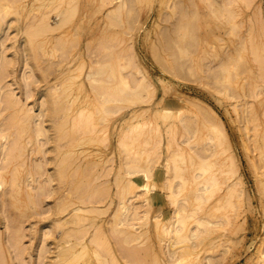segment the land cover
Here are the masks:
<instances>
[{
    "label": "rangeland",
    "instance_id": "obj_1",
    "mask_svg": "<svg viewBox=\"0 0 264 264\" xmlns=\"http://www.w3.org/2000/svg\"><path fill=\"white\" fill-rule=\"evenodd\" d=\"M114 1L115 0H0V17L2 18L6 15V17L3 18L4 20L1 26L0 46H2V42L3 45L5 43L7 44L0 48L3 50L7 49V51H5V56L8 55L6 57L4 56V59L7 62L9 60V65L12 64L10 68L12 66V69L16 71L14 72L11 69L6 73L4 70L8 75L7 79L10 80V83L6 82L9 80H5V83L9 84L8 90L11 91L10 87L18 88L16 84H13L18 74L17 80L22 78V76L28 78L29 76H27V74H30L31 69H34V72H31L32 75L34 76L36 73L39 75V81L37 84H34L35 86L37 85L35 89L37 91H35L36 94L34 99L32 97L30 100H27L28 103H26V100L24 101V104H27L26 107H32V113H34L32 115H37V113L42 114L41 111H44L43 114H45L48 110L53 113L51 105L54 107L56 102H54V99L51 100L49 95L45 97V95L42 94L41 96V93H45V88L51 90L50 87H54L55 85L59 86L58 90L63 88L61 91H57L58 93H55L56 95L54 94L55 101L60 97L58 103H61H56V107H60V111L56 110L59 109V107H55L56 111L63 113L62 111L65 112L70 109L69 104L72 103L71 109H73L74 115H72L71 112V117L67 116L70 120L81 114L83 108H87V110L84 111L86 116L87 112L90 113L93 111V113L91 112L92 114H89L92 115L90 116L91 118L88 115L90 118L89 120H92L89 124L92 133L83 130L85 129L82 128L85 121L84 118L82 119L84 120L82 122L83 124H79L81 120H79L77 124H73L77 128L75 126V128L70 127L73 122L69 119L67 120L65 116H62L64 113L61 115L58 112V116H55V114L53 116L48 112L47 114H49V117L45 114V120H43V122L46 121L45 123L47 125L42 123V126H44L43 129L48 128L47 130L51 131L50 133L46 130L45 133H49L48 135L54 139L57 137V139H59L60 134L58 131L60 132V130L63 129L62 127L65 125L64 122H66V120L69 121L68 125L66 124L64 128L68 129L69 126L71 131L74 132H71V134L65 136V138L64 135H62L63 139L61 138V143L59 142L60 145L63 146L70 141L74 144V150L78 152V154L80 152L79 160L76 157L78 160L76 162L78 164L81 163L84 158L85 160L83 162H96L97 165L100 162V165L104 163L102 164L104 166H101L102 168L106 167V169L103 170L104 173L106 172V176L105 174V177L103 174H99V178L100 176L102 177V179H99L101 182L98 179H93L91 183H85L84 178L81 179V182L85 184L80 183L82 184L80 186H86V188L87 184H92L94 181L95 184L99 182L97 185L93 183L92 186H95V188H99L98 186H100L101 183V186H103V182H106V185L103 187L100 186V193L96 194L97 192H95L97 196L101 194V196H98V199L96 198L97 196L95 197L97 200L92 197L94 193L88 196L89 200L91 198L94 203L96 202V205L87 202L86 200L88 198H86L84 203L85 205L89 204V207L85 205L82 206L86 209L93 208L95 211L101 209L100 211L102 214L96 213L97 216L96 214L88 213L92 216L90 217L86 213H80L81 216H89H85V218H87V223L84 221L82 222V224L84 223L83 225L80 223L81 226H83L82 228L86 231L88 230V234L91 237L94 231L97 230L96 227H99L100 224L105 230H110V227L107 225L111 226V221H113V219H115L114 221H123L130 218V221L127 220L126 222L132 223L131 221L137 217L132 224L136 223L138 230L139 225H144L143 228L139 230L144 233L140 236L141 239H139L138 243L133 242L127 245L124 244V247H122L121 244L122 248H120V251L122 255L119 253V246L117 245L120 237H118V239L115 234L111 233L112 236L114 235L116 236L115 238L118 239L116 242L110 232H107L109 233L107 234L108 237L106 234L104 235L105 238L103 236L104 239L107 238V243L111 244L114 250L116 249L117 252L115 255L120 254L118 260L119 264H128V258H131L128 254L131 256V248L138 246L137 244H139L137 249L139 252L138 255L141 253L143 257L140 255L138 257V255H136L139 261L136 260L137 257H135L136 262L134 264H138L137 262L143 264L141 261H144V259L146 261L145 264H264V255H261L264 249V77L262 76L264 74V68L259 67L260 63L257 62V64H255L252 61L253 57H251L252 54L250 53L251 51H249L250 46H253V44L256 46L257 44L260 45V43H263L264 45V34H262L264 33V0H125L126 4L123 0L126 7L123 4L124 7H118L115 3L116 1ZM248 1L249 3H247ZM224 7L226 9H224ZM118 8H121V11L118 10ZM222 9L223 11H221ZM113 10H117L118 12ZM111 11L115 13L114 15L112 14L113 16L109 13ZM60 13L64 14L62 15L64 16V22H62L63 24L61 25L63 29L59 28L60 31L56 29L54 32L49 33L45 31L40 32V29L35 27L37 24V26L40 25L39 20L41 21L40 17H44L43 15H45V17L49 15L50 18H48V16L46 17L47 22L48 19H51V21L55 23L58 19L56 15L59 14L60 16ZM105 15L106 17L111 16L107 18L108 21L107 19L105 21ZM65 17L68 19L66 20ZM60 19L63 20L62 18ZM51 21L49 20V23L52 24ZM58 22H60V20ZM10 36L12 38H10ZM168 39L171 41L169 42ZM103 40L104 43L102 42ZM165 40H167V42ZM169 48L170 50L168 51ZM117 56H120V58ZM223 56L229 57L226 59L225 57L223 58ZM175 58H178L177 61ZM117 59L119 60L117 61ZM229 59L231 61H229ZM22 60L24 61L23 65ZM26 62L27 65L25 64ZM175 63L177 65H175ZM24 65L31 68L27 69L28 71L26 74L25 69L27 67L25 68ZM19 67L22 68V71ZM10 68L8 66V69ZM35 71L37 72L35 73ZM10 72L14 73L10 75ZM20 72H24V75L21 73V76ZM91 73H95V75L91 76ZM14 74L16 76L15 80L12 78ZM117 75L121 76L122 82L115 78ZM10 76L11 78H9ZM33 76H31V80L29 81H32V78L34 79L36 75ZM68 77L71 78L66 82ZM90 77L96 83L91 82L92 80ZM94 77L95 79H93ZM48 79L49 81L47 82ZM19 81L17 82L21 84L22 80ZM33 81L36 82V80ZM102 81H104L105 84L102 83ZM52 83L54 86H52ZM34 85L31 88L32 90L35 88ZM63 86H65V88ZM13 88V94L10 92L11 95H14V92H16V96L20 97V89L14 90ZM48 90H46V93H48ZM50 93H52V91ZM96 93L99 97H97ZM65 94H67L66 96L69 94L71 100L69 97H64ZM104 94L111 97L110 104L100 102ZM51 95L52 94H50V96ZM3 96H5V94ZM3 96L1 98H3ZM86 97L89 100L86 99ZM181 97L182 99H180ZM64 99H68V105L65 103L67 100ZM149 99L150 101L152 100L153 105L150 103ZM189 99L190 102L193 100V102H197V104L199 101L201 103L199 105H202L204 110L201 108V113L198 112L199 110L189 111L190 113L185 112V114L183 112V115L182 111L184 106L190 103L187 102ZM84 100L85 102L88 100L86 104L83 103ZM41 101H46L42 103L46 108L40 111V109H43L41 107L43 106L41 105ZM50 101H53L54 104L48 105ZM140 101H142L143 104ZM135 102L137 104H135ZM145 102L149 104H145ZM102 104L103 106L106 105V107H101ZM81 105L84 107L80 108L82 107ZM137 105L139 107H137ZM141 107H150L151 111L141 114L136 120L130 122V118L133 117L131 115H133L135 109ZM30 108L28 109L31 110ZM61 109L63 110L61 111ZM169 109L171 110L168 111ZM185 110L187 109H184V111ZM179 111L181 112L179 113ZM170 113L171 115L167 116V114ZM50 114L52 116H50ZM82 114L81 118L84 116V113ZM180 116L182 117L180 118ZM48 118L52 120L51 122H53V120H57L56 122L60 124L62 122L63 125L60 126L61 129L53 132L52 130H54L57 125L59 128V124L51 125V122H49L50 119ZM178 118L180 119L179 121ZM181 119L185 121L181 122ZM207 119H209L208 121L210 124H214L215 126H213L218 131L219 129L222 130L223 133L217 131L218 134L215 136L217 132H211L212 130L210 131L208 129L207 123L205 122ZM202 121L206 123H204V126H202ZM214 122H216L218 126L220 125V128L217 127ZM192 125H194V127ZM60 133L63 132L61 131ZM188 137L191 138L189 139ZM12 141H14V139ZM77 143L79 145H77ZM29 146L30 145H28V148ZM54 146L56 145L54 142H51V140L48 142L47 146L44 145L43 150L47 151V159L48 157L50 158V156L52 158L53 150L51 149H53ZM85 152L87 153L86 156ZM179 156L181 158H178ZM201 159L205 161L203 162ZM0 160L2 162L3 156ZM166 160L168 162H166ZM169 160H172V163ZM200 160L202 163H199ZM47 161L48 165L46 164V169L43 167L44 171L42 170L40 173L42 174L45 172L46 174L47 171L49 174L51 173V175H54L52 169L55 168V166L53 167V162L51 163L50 160ZM230 163H232V165ZM200 164H205L203 167L206 169H201ZM100 165L96 167V170H98H95L97 173H95L96 176L99 172H102V170H100ZM168 168H170V170ZM53 170L56 171V169ZM203 170L206 174H204ZM45 174H42L43 177ZM129 174L133 175L130 176ZM121 175L124 178L130 176L127 179L135 178L134 181L138 184H146L147 182L148 188L146 194L149 193L147 196H149L148 198L151 199V202L139 203V198L137 200H132L133 197H130V195H123L121 198L118 195L119 188L117 187L119 186L121 188L122 183L116 184L117 181L115 180L117 176L119 177ZM78 176L79 175L75 176V178H78ZM196 177H198L197 179L203 178H201L202 180L199 179L200 183L196 186L199 189L204 185L202 181L204 182L206 177H211L213 179V181H208L206 183L207 185H211L212 183L216 184V187L214 186L212 188V200L210 199V202L206 203L203 208L198 204L191 205L189 201L185 200V194L188 192V185H190L192 180L196 179ZM52 178L54 179L55 177ZM55 181L56 180H52L54 184L51 182L52 187L49 186L52 188L51 190L58 185L56 183L57 181ZM76 181L78 182L77 179ZM235 182L239 185H236L237 188L235 187ZM170 184L173 188H171L172 186ZM232 184H234V186ZM231 185L236 188V191L232 190L233 187L232 189L229 188ZM45 187L43 194L45 193L46 195V191L48 193L50 189H48V185ZM82 187L80 189L81 191L77 192L80 195L82 194L80 197L85 195L82 191L86 192V188L83 187V189ZM91 187L89 190H92ZM88 188L86 190H88ZM182 188H184V190ZM180 192L181 194H179ZM77 193L75 192V194ZM143 193H145V191ZM115 194L118 195V197ZM77 195L74 196L76 200L78 199V197L75 198ZM50 196H47V200H45V196H42L45 201L42 200L41 195L39 197L41 199H39L40 204L38 205L41 210L38 211H43L44 213H42V216L38 214L34 216H38L40 220L36 219L37 217L33 218V216L26 219L25 213L19 214L22 210L18 211L15 209L18 208L17 205L14 204L12 206L11 204L9 207L7 203H5L3 207L6 208L8 206L9 209L12 208L8 213V215H10V213L12 214V217L9 216L10 218L8 219L11 228L13 224H21L23 221L21 226L23 227L22 229L26 228V230L24 229L26 232L23 231L25 233H30L32 228L36 226L41 228L43 225H49L51 227L55 224L53 222H55V218L58 217L51 216L53 215L52 211L51 213L48 211L54 210L56 203H58V198L61 199V195L57 197L56 194L52 197ZM121 200L124 203L120 202ZM129 200L132 202L130 203ZM213 201L216 202V206L213 207L215 210H210L208 214L204 213L206 207ZM110 202L113 203L111 206H109ZM77 204L79 203H76L73 207L82 205ZM123 204H125L124 207H126V210L123 208ZM105 208L108 209L106 210ZM30 209L31 208L28 207V210ZM177 210L182 213L180 214L178 212L182 215L181 217H179V215L175 217L177 214L174 215V213H176ZM133 213H135V217L131 216ZM22 214H24V216ZM43 214L45 215L43 216ZM190 214L191 216H189ZM95 215L97 217H95ZM192 216L193 218H191ZM43 217H48L49 219H44ZM185 217L187 219L190 217L194 221L196 218L201 217L202 220L205 221L206 230L205 226H202L204 222L197 225V222L189 220L188 230L186 231L187 235H185V237H178L180 239V241H178V238L174 235L168 234V229L175 228L178 223H176V221L179 218V224L183 223L181 218H183L184 222L187 221ZM137 219L139 220L137 221ZM102 220H104L103 223ZM107 220L109 221L107 222ZM158 220L161 221V224L156 228V221ZM109 222L110 224H108ZM171 222L176 223V225L171 224ZM206 222L209 224H206ZM194 223H196V225H194ZM123 225L120 226L121 229H124ZM182 225H179L180 228L184 226ZM17 226H14L13 230H15ZM53 228L56 229L55 226ZM58 231V236L56 233L53 234L52 237L54 239L50 236L46 238L47 242L51 244L50 247H53L50 248L52 251H49L51 254L49 253L48 255L47 252L46 255L41 256L42 260H44L45 256L47 257V260H44V264H51V261L52 264H54V260L59 258L56 255L57 253L53 251L55 244H52L60 238L59 235L62 230L59 229ZM204 231L205 233H203ZM180 232L181 234L184 233L183 230ZM198 232L201 234L196 238L195 235ZM0 233H3L5 236L4 222L0 225ZM192 233H194L193 236ZM89 235L87 237H89ZM37 236V239H34V241H29V239L31 240L29 236V239L27 237L23 238L22 243L24 245L21 244L22 247L32 246L30 255L33 257L31 259L29 255H27L28 251H26V254L24 253L25 256L23 255L25 264H28L29 260L32 261H30L29 264H38L41 260L39 258L40 255H42L41 251L40 255L38 254L42 244L40 240H38L39 236ZM120 236L123 237L122 235ZM190 236H192L193 239ZM122 239H124V237ZM104 243L106 244V241ZM172 244L173 246H171ZM94 246L93 249L99 252L97 254V256H99H95L92 251V253H88L87 257H82V262L80 261L79 264H106L107 261H111H109V255H106L107 252L102 249L104 246L106 248V245L102 246L101 250L100 248L95 249L97 246ZM90 248H92V246H90ZM258 248L261 250L258 251ZM128 250L130 253H128ZM147 252L150 253L148 254ZM187 252L191 254L185 256ZM256 252H259V254ZM102 253H105L104 256ZM146 253L150 255V257H147ZM144 254H146L147 259ZM34 257L38 258L36 259L37 262L34 261ZM141 257L143 258L142 260L140 259ZM42 260L41 262H43ZM59 260L62 261V259ZM77 260L78 258L75 261L72 259L70 264H78ZM13 262V264H18L16 263L18 260H14ZM41 262L39 264H43ZM108 262L107 264H109Z\"/></svg>",
    "mask_w": 264,
    "mask_h": 264
},
{
    "label": "bare ground",
    "instance_id": "obj_2",
    "mask_svg": "<svg viewBox=\"0 0 264 264\" xmlns=\"http://www.w3.org/2000/svg\"><path fill=\"white\" fill-rule=\"evenodd\" d=\"M13 1V0H12ZM116 1V2H115ZM114 2L117 4V6L118 7H124L125 5H124V3H123V0H115ZM121 1V2H120ZM124 2H125V0H124ZM202 2V1H201ZM10 3V2H9ZM38 3H39V1H38ZM112 3H113V1H112ZM178 3H180V2H178ZM247 3H249V1L247 2ZM124 6H123V5ZM125 4H126V2H125ZM177 4V3H176ZM235 4V3H234ZM110 5V4H109ZM174 5V4H173ZM193 5V4H192ZM223 5V4H222ZM180 6H181V4H180ZM1 7V6H0ZM5 7V6H4ZM126 7V6H125ZM223 7V6H222ZM60 8V7H59ZM121 8H118V10H120ZM178 9V8H177ZM181 9H183V8H181ZM224 9H226L225 7H224ZM228 9V8H227ZM179 10H180V8H179ZM231 10V9H230ZM4 11V10H3ZM2 11V12H3ZM102 11V10H101ZM113 11H117V10H113ZM113 11H111V12H109V13H111L110 15L111 16H113L115 13L113 12ZM121 11V10H120ZM119 11V12H120ZM187 11V10H186ZM221 11H223V9L221 10ZM51 12V11H50ZM118 12V11H117ZM1 13V12H0ZM4 13V12H3ZM53 13V12H52ZM183 13V12H182ZM181 13V14H182ZM45 14H47V13H45ZM113 14V15H112ZM231 14H233V13H231ZM4 15V14H3ZM62 15H64L63 13L61 14L60 13V16H59V14L58 15H56V17H58V19H57V21L55 22V23H53V21H51V19H48V22L46 21L47 19H46V17L48 16V18H50L49 17V15H47L46 17H45V15H43L44 17H40V19H41V21L39 20V22H40V25L39 26H35V27H37L38 29H40V32H42V31H45V32H54L56 29L58 30V31H60L59 30V28H62V22H64V16H62ZM66 15V14H65ZM68 15V14H67ZM109 15V14H108ZM196 15V14H195ZM228 15H229V13H228ZM2 16V15H1ZM42 16V15H41ZM69 16V15H68ZM111 16H109V17H111ZM232 16H234V15H232ZM6 17V15H4V17H0V35H1V32H2V23H3V18H5ZM11 17H12V15H11ZM52 17V16H51ZM109 17H106V15H105V21H106V19L107 18H109ZM186 17V16H185ZM196 17V16H195ZM17 18V17H16ZM60 18H62L63 20H61ZM66 18V17H65ZM229 18V17H228ZM232 18V17H231ZM68 18H66V20H67ZM186 19V18H185ZM197 19V18H196ZM49 20L52 22V24L51 23H49ZM60 20V22H58ZM37 21V20H36ZM107 21H108V19H107ZM67 22V21H66ZM6 23V22H5ZM4 23V24H5ZM14 23V22H13ZM12 23V24H13ZM7 24V23H6ZM11 24V25H12ZM34 24V23H33ZM68 24V23H67ZM259 24V23H258ZM9 25V24H8ZM7 25V26H8ZM35 25V24H34ZM6 26V25H5ZM65 26V25H64ZM10 27V26H9ZM39 27H41V28H39ZM66 27V26H65ZM10 28H12V27H10ZM9 28V29H10ZM63 29V28H62ZM61 29V30H62ZM177 29V28H176ZM191 30V29H190ZM4 31V30H3ZM9 31V30H8ZM36 31H39V30H36ZM171 31V30H170ZM196 31V30H195ZM39 32V33H40ZM163 32V31H162ZM172 32V31H171ZM174 32V31H173ZM6 33V32H5ZM44 33V32H43ZM56 33V32H55ZM59 33V32H58ZM7 34H8V32H7ZM42 34V33H41ZM168 34V33H167ZM262 34H264V33H262ZM3 35V34H2ZM6 35V34H5ZM18 35V34H17ZM30 35V34H29ZM33 35V34H32ZM163 35V34H162ZM175 35V34H174ZM36 36H38V35H36ZM166 36V35H165ZM172 36V35H171ZM176 36V35H175ZM178 36V35H177ZM258 36H260V35H258ZM3 37V36H2ZM168 37H169V35H168ZM9 38V37H8ZM10 38H12L11 36H10ZM53 38V37H52ZM61 38V37H60ZM171 38V37H170ZM193 38V37H192ZM195 38V37H194ZM260 38V37H259ZM263 38H264V35H263ZM262 38V39H263ZM4 39V38H3ZM6 39H7V37H6ZM173 39V38H172ZM5 40V39H4ZM58 40V39H57ZM169 40V42L171 41L170 39H168ZM255 40H257V39H255ZM254 40V41H255ZM166 42H167V40H165ZM260 41V40H259ZM1 42V41H0ZM28 42V41H27ZM57 42V41H56ZM58 42H59V40H58ZM60 42H62V41H60ZM103 43H104V40L102 41ZM105 42H106V40H105ZM261 42V41H260ZM264 42V41H263ZM103 43H101V44H103ZM158 43V42H157ZM165 43V42H164ZM252 43H254V42H252ZM251 43V44H252ZM257 43H258V41H257ZM6 44V43H5ZM4 44V45H5ZM60 44V43H59ZM61 44H63V43H61ZM169 44V43H168ZM171 44V43H170ZM176 44V43H175ZM198 44V43H197ZM196 44V45H197ZM250 44V45H251ZM1 45L2 46H4L3 45V42L1 43ZM7 45V44H6ZM30 45V44H29ZM189 45H190V43H189ZM258 45V44H257ZM255 46L254 44H253V46H250V49H249V51H251L250 53L252 54V56L251 57H253V62L255 63V64H257V62L258 63H260L259 65V67H263L264 68V45H263V43L261 44L260 43V45H258V46ZM2 46H0V47H2ZM58 46V45H57ZM115 46V45H114ZM122 46V45H121ZM166 46V45H165ZM192 46V45H191ZM194 46V45H193ZM198 46V45H197ZM244 46V45H243ZM242 46V47H243ZM120 47V46H119ZM114 48V47H113ZM164 48H166V47H164ZM2 48H0V50H1ZM110 49H112V48H110ZM9 50V49H8ZM10 50H11V47H10ZM170 50V48L168 49V51ZM5 51H7V49L5 50H1L0 51V158L3 156V160H2V162H1V160H0V222H1V224L0 225H2V223L4 222V229H5V236L3 235V233L1 234L0 233V264H13L14 262V260L15 261H17L18 260V262H16V263H18V264H25V261L23 260V257L25 256V254H26V251H28L27 252V255H29V257L32 259L33 257H31V253H30V251H31V247L29 246V247H27V246H23L22 247V245H24L22 242H23V238L24 237H27L28 238V236L31 238V240L29 239V241H34V239H37L36 238V236L38 237V240H40V243L42 244L40 247H41V250H39V254L38 255H40V251H41V253H42V255H40V259L42 260V257L41 256H44V255H46L47 254V252H48V255H49V251H52V249H50L51 247H53V246H51L50 247V243H48L47 242V240H46V238L48 237V236H50V237H52L53 236V234H57L59 231V229L60 230H62L61 232H60V235H59V240H57L56 242L54 241L52 244L54 245V248H53V251L54 252H56L57 254V257H59L58 259L56 258V260L58 261L59 259H62V261H58V263H57V261L56 260H54V258H53V260H54V264H70L71 263V260L73 259L74 261L78 258V260H77V263L79 264L80 263V261L83 259L82 257H87V255H88V253H92V251H93V253H94V255L95 256H97V254L99 253V252H97V250H94L93 249V246L95 245V246H97V247H95V249L96 248H100V250H101V247L102 246H104V245H106L107 247L105 248V246H104V248H102V249H104V251H106L107 252V256L109 255V257H110V259H109V261L110 262H108L109 264L110 263H114V264H119V262H118V260H119V257H120V254L122 255V253H121V251H120V248H122V247H124L123 245L124 244H131V243H133V242H137L138 243V241H139V239H141L140 238V236L144 233H142V231H139L140 230V228H143V226L144 225H139V230H138V227H136L137 225H136V223H134V224H132L133 222H135V219L137 218V217H135L134 216V214L135 213H133V215H131L132 217H135L131 222L132 223H128V222H126L127 220L128 221H130L129 219L130 218H127V220H123V221H114L115 219H113V221H111V226L110 225H107V224H105V225H107V226H109L110 227V230L109 229H107V230H105L104 228H103V226H101V224L99 225V227H96V229L97 230H95L94 231V234L90 237V235L88 234L89 232H88V230L86 231L84 228H82L83 226H81V224H82V222L84 221V222H86L87 223V221H86V219L87 218H85V216L86 215H83V216H81L80 215V213L82 214V213H86V214H96V213H101V209L99 210V209H97L96 211H98V212H96L93 208L92 209H86L85 207H82L83 205H85V203H84V201L86 200V198H88L86 201L87 202H90L91 204L93 203V204H95L94 203V201L90 198V200H89V197L88 196H90V194L92 195V193H94L93 194V198L94 199H98V196L100 195L101 196V194H99L98 196L97 195H95V192H97L96 194H98V193H100L99 191H100V186L102 185V183L100 184V186H98L99 188H95V186H92L93 185V183L95 182H93L92 184H87V188H88V190L90 189V187L92 188V190H86L87 188H86V186H83L84 188H86L85 189V191L86 192H83L82 191V193L83 194H85V195H83V197H80V196H82V194L80 195L79 193H77L78 191L80 192L81 190V187L82 186H80V185H82V184H85L86 182H88V183H91V180H93V179H102V177L100 176V178H99V174L101 173V174H103V176H104V174L106 173H104L103 172V170L104 169H106V167L105 168H102L101 166H104V165H102V164H104V163H102L101 165L98 163V165H100V170H102V172H99L98 173V175L96 176L95 175V170H96V167L98 166L97 164H96V162H90V163H87V162H83L85 159L83 158L82 159V162L81 163H77L76 161H78L79 160V155H80V152H79V154H78V152H76L74 149H75V146H74V144L70 141V142H68V144H65V145H63V146H61L60 145V141L63 139L62 137V135H64V138H65V136H69L70 134H71V128L70 127H74L75 125H73L74 123H76L77 124V122H79V120H81V122H79V124L81 123V124H83L82 122L84 121V120H82L83 118L85 119V121H84V124H83V126H82V128H85V129H83L84 131H88V133H92V131H91V127H90V123L92 122V120H89L91 117L90 116H92V115H89L91 112L93 113V111H89L90 113H88L87 112V116L85 115V110H87V108L86 109H84L83 107L85 106V104H86V102L89 100L87 97H86V99H88L86 102H85V100H84V102L83 103H85L84 104V106H82V107H80V108H83V111L81 110V112L82 113H84V116L81 118V116L83 115L82 113L81 114H79V112H78V110H77V112H78V116H75L74 117V119H72V120H70L69 118H67V116H70L71 114V112H72V115H74L73 114V109H71V106H72V103L71 104H69L70 105V109H68V110H66L65 112L64 111H62L63 109H61V111L64 113H60L59 111H60V107H59V109H56V108H58V107H56L57 106V104H61V103H58V101H60V100H58L57 99V97H56V101H55V97H54V94L55 93H58L59 91H61V89H63V88H61V89H59L58 90V88H59V86L58 85H53V83H52V86H54V87H50L51 88V90L49 89V88H45L46 90H48V93H46L47 91L46 90H44L45 91V93H41V96H42V94H44L45 95V97H46V95L48 96L49 95V97H50V99L52 100V99H54V102H56L55 104L53 103V101H50V102H48V105L49 104H54V107H52V105H51V108H53V113H51L50 112V110H48L47 111V113L48 112H50L53 116H54V114H55V116H58L59 115V113L62 115V116H65L66 118H67V120L69 119L70 121H72L73 123H72V126H68V129L66 128H64V126L66 127V124L68 125V122L69 121H67L66 120V122H64L65 123V125H63L62 124V122H61V124L58 122H56V121H54L53 120V122H51L52 120L50 119V118H48V119H50L49 120V122H51V125H57V124H59V128H58V125L56 126V128L54 127V126H51V127H53V128H55L54 130H52L53 132H56L57 130H59V129H61V127L60 126H62L63 125V129H61L60 130V132L62 131L63 133H60L59 131H58V133L60 134L59 135V139H54L53 137H51V136H49L48 134H47V132L45 133V131L48 129V128H44L43 129V127L44 126H42L43 124L42 123H45V122H43V120H45L44 119V117L46 116V115H48V117H49V114H47V113H45V114H43L44 113V111H41V110H44L46 107H44L45 105L44 104H42L43 102H46V101H41V105H43V106H41V105H39V106H41L43 109H40V111L42 112V114H38L37 113V115L35 114V115H32V114H34V113H32L33 112V109H31L30 108V106H28V107H26V103H28L27 102V100H30L32 97H33V99H34V96H35V91H37V90H35L36 89V86L34 85L35 83L37 84V82L39 81L38 79H39V75H37V71H35V73L36 74H34V76L36 77V79H35V77L32 75V73L31 72H34V69H31V68H29V66L27 67V66H25V74L27 73V69L29 68V69H31L29 72H30V74H31V76H33L34 77V79L32 78V81H29V80H31V76H30V74L28 73L27 74V76H29L28 78H30V79H28L27 77H23L22 76V74L24 73V72H20V74H21V76H22V78H20L19 80H22V82H21V84L19 83L20 81L19 80H17L18 79V76H19V74H18V76H17V78H16V76H15V74L14 75H12V78L15 80V78H16V81H14V83L13 84H16V85H13V86H16V87H18V88H13V87H10L11 88V91L10 90H8V87H9V84L8 83H10V80L9 79H7L8 78V75L6 74L7 73V71L9 72V70H11L12 69V66H11V68H10V65H12V64H10L9 65V60H8V62L4 59V56H5ZM26 51V50H25ZM242 51V50H241ZM93 52H94V50H93ZM154 52V51H153ZM155 53V52H154ZM159 53V52H158ZM184 53V52H183ZM241 53V52H240ZM113 54V53H112ZM233 54V53H232ZM8 55V54H7ZM6 55V56H7ZM40 55V54H39ZM231 55V54H230ZM5 56V57H6ZM185 56H186V54H185ZM249 56V55H248ZM25 57V56H24ZM118 57V56H117ZM157 57V56H156ZM174 57V56H173ZM228 58L227 56H223V58ZM231 57V56H230ZM67 58V57H66ZM108 58V57H107ZM106 58V59H107ZM110 58V57H109ZM118 58H120V56L118 57ZM176 59V58H175ZM178 59V58H177ZM177 59H176V61H177ZM252 59V58H251ZM16 60V59H15ZM119 59H117V61H118ZM255 60V61H254ZM7 63H6V62ZM228 61V60H227ZM229 61H231L230 59H229ZM221 62H222V60H221ZM15 63H17V62H15ZM23 63H24V61L22 60V65H23ZM26 65H27V62L25 63ZM21 65V66H22ZM28 65H29V63H28ZM56 65H57V63H56ZM175 65H177L176 63H175ZM5 66V67H4ZM8 66H9V68L10 69H8ZM20 66V67H21ZM31 66V65H30ZM179 66H180V64H179ZM222 66V65H221ZM19 67V68H20ZM60 67V66H59ZM1 68H2V70H1ZM4 68V69H3ZM50 68V67H49ZM245 68V67H244ZM263 68H261V69H263ZM6 69H8V70H6ZM21 69V71H22V68H20ZM82 69H83V67H82ZM4 70L6 71V73L4 72ZM13 70V69H12ZM24 70V69H23ZM181 70V69H180ZM236 70V69H235ZM243 70V69H242ZM14 71V70H13ZM39 71H40V69H39ZM48 71V70H47ZM264 71V70H263ZM14 72H16V71H14ZM14 72H10L9 74L11 75L12 73H14ZM41 72V71H40ZM42 73V72H41ZM96 73V72H95ZM95 73L94 74H92L91 73V76H93V75H95ZM63 74V73H62ZM88 74H90V73H88ZM113 74V73H112ZM7 75V76H6ZM24 75V74H23ZM44 75V74H43ZM96 75H97V73H96ZM103 75V74H102ZM15 76V77H14ZM263 77H264V74L262 75ZM43 77V76H42ZM59 77V76H58ZM88 77V76H87ZM127 77V76H126ZM9 78H11V76L9 77ZM45 78V77H44ZM56 78V77H55ZM69 78H71V77H68V80L66 79V82L67 81H69ZM115 78L116 79H118V80H120L121 82H122V79H121V76H119V75H117V76H115ZM9 80V81H6V82H8V83H5V80ZM73 79V78H72ZM72 79H70V80H72ZM90 79H91V77H90ZM93 79H95V77L93 78ZM109 79V78H108ZM12 80V79H11ZM33 80H36V82H34ZM92 80V79H91ZM97 80V79H96ZM101 80H103V79H101ZM17 81H19V82H17ZM45 81V80H44ZM49 81V79L47 80V82ZM58 81H59V79H58ZM73 81V80H72ZM89 81V80H88ZM13 82V81H12ZM16 82V83H15ZM65 82V81H64ZM91 82H94V83H96L94 80H92ZM106 82V81H105ZM71 83V82H70ZM73 83V82H72ZM90 83V82H89ZM98 83V82H97ZM102 83H104V81H102ZM120 83V82H119ZM35 86V88H34V90H32L31 88H32V86L33 85ZM56 84V83H55ZM59 84V83H58ZM64 84H67V83H64ZM92 84V83H91ZM99 84V83H98ZM105 84V83H104ZM112 84V83H111ZM21 85H23V86H21ZM96 85V84H95ZM118 85V84H117ZM10 86H12V85H10ZM47 86V85H46ZM49 86V85H48ZM71 86V85H70ZM64 88H65V86H63ZM9 88V89H10ZM12 88L15 90V89H17V90H19L20 89V97L18 96H16V92H14V95H11V93H12ZM94 88V87H93ZM117 88V87H116ZM137 88V87H136ZM100 89V88H99ZM70 90V89H69ZM95 90V89H94ZM116 90V89H115ZM43 91V92H44ZM52 91V93H50ZM58 91V92H57ZM65 91H67V90H65ZM11 92V93H10ZM69 92V91H68ZM118 92V91H117ZM134 92V91H133ZM231 92V91H230ZM62 93H63V91H62ZM61 93V94H62ZM66 93V92H65ZM105 93H107V92H105ZM232 93V92H231ZM5 94V96H3V95ZM10 94V95H9ZM13 94V93H12ZM50 94H52L51 96H50ZM64 94V93H63ZM71 94V93H70ZM122 94V93H121ZM56 95V94H55ZM67 94H65L64 95V97L66 96ZM96 95H97V93H96ZM95 95V96H96ZM134 95V94H133ZM3 96V98H1ZM54 98H53V97ZM63 96V95H62ZM44 97V96H43ZM52 97V98H51ZM66 97H69V99H70V96H69V94H68V96H66ZM97 97H99V95H97ZM96 97V98H97ZM110 96H106L105 94L104 95H102V99H101V101L100 102H103V103H111V97L109 98ZM119 97V96H118ZM134 97V96H133ZM20 98V99H19ZM63 98V97H62ZM61 98V99H62ZM49 99V100H50ZM113 99V98H112ZM153 99V98H152ZM180 99H182V97L180 98ZM188 99V98H187ZM26 100V103L24 104V101ZM64 100H67V102H65V103H67V105H68V99H64ZM71 100V99H70ZM99 100V99H98ZM198 100V99H197ZM72 101H73V99H72ZM148 101V100H147ZM149 101H150V99H149ZM148 101V102H149ZM159 101H160V99H159ZM187 101V100H186ZM192 102H190V99H189V101H187V102H190V103H188V104H186L185 106H184V109H187V110H185L184 111V109H183V111H182V114H183V112H184V114H185V112H189V111H195V110H199L198 112H200V109L202 108L203 110H204V108L202 107V105L200 106L199 104H201L199 101H198V104H197V102H193V100H191ZM195 101V100H194ZM52 102V103H51ZM97 102H99V101H97ZM141 103H142V101H140ZM148 102H145V104L147 103V104H149ZM154 102V101H153ZM183 102V101H182ZM137 103H138V101H137ZM136 102H135V104H137ZM140 103V104H141ZM150 103L152 104V100L150 101ZM159 103V102H158ZM204 103V102H203ZM73 104H74V102H73ZM99 104V103H98ZM134 104V105H135ZM143 104V103H142ZM155 104V103H154ZM133 105V104H132ZM139 105V104H138ZM137 105V107H139ZM153 105V104H152ZM62 106V105H61ZM63 106H64V104H63ZM101 106V105H100ZM141 106V105H140ZM147 106H149V105H147ZM206 106V105H205ZM56 107V108H55ZM69 107V106H68ZM74 107V106H73ZM99 107V106H98ZM101 107H106V105H104L103 106V104H102V106ZM109 107V106H108ZM156 107V106H155ZM159 107V106H158ZM207 107V106H206ZM28 108H30L31 110H29ZM50 108V109H51ZM61 108H63V107H61ZM59 110V111H56V110ZM151 108L150 107H144V108H139V109H135V111L133 112V115H131L132 114V112H131V116H133L132 118H130V122L131 121H134V120H136L138 117H140L141 116V114H144V113H148L149 111H151L150 110ZM156 109V108H155ZM47 110V109H46ZM56 112H55V111ZM107 110H108V108H107ZM114 110V109H113ZM132 110V109H131ZM171 109H169L168 111H170ZM180 110V109H179ZM167 111V110H166ZM196 111V112H197ZM202 111V110H201ZM208 111V110H207ZM41 112H39V113H41ZM55 112V113H54ZM59 112V113H58ZM76 112V113H77ZM155 112V111H154ZM181 111H179V113H180ZM203 112V111H202ZM91 113V114H92ZM99 113V112H98ZM104 113V112H103ZM190 113V112H189ZM201 113V112H200ZM50 114V116H52ZM57 114V115H56ZM183 114V115H184ZM208 114V113H207ZM88 115H89V117H88ZM166 115V114H165ZM168 115H171V113L170 114H167V116ZM179 115V114H178ZM181 115V114H180ZM208 116V115H207ZM64 117V118H65ZM71 117V116H70ZM182 116H180V118H181ZM211 117V116H210ZM216 117V116H215ZM54 118V117H53ZM52 118V119H53ZM61 118H63V117H61ZM73 118V117H72ZM81 118V119H80ZM47 119V120H48ZM183 119V118H182ZM181 119V120H182ZM210 119H212V118H210ZM65 120V119H64ZM63 120V121H64ZM74 120V121H73ZM180 119L178 118V121H179ZM209 119H207L205 122L207 123V127H208V129L211 131V132H217L218 130L214 127L215 125L214 124H210V122L208 121ZM216 120V119H215ZM91 121V122H90ZM185 120H182L181 122H184ZM209 122V124H208V122ZM211 121V120H210ZM56 122V123H55ZM205 122H203L202 121V126H204L206 123ZM212 122V121H211ZM71 123V122H70ZM180 123V122H179ZM205 123V124H204ZM213 123V122H212ZM215 124H216V122H214ZM46 124V123H45ZM78 124V125H79ZM47 125V124H46ZM49 125V124H48ZM69 125H71V124H69ZM77 125V126H78ZM140 125V124H139ZM171 125V124H170ZM214 125V126H213ZM217 125V124H216ZM193 127H194V125H192ZM220 126V125H219ZM218 125H217V127H219ZM49 127V126H48ZM51 127H50V130H51ZM76 127V126H75ZM74 127V128H75ZM92 127H93V124H92ZM138 127V126H137ZM186 127H188V126H186ZM58 128V129H57ZM77 128V127H76ZM80 128V127H79ZM81 128V129H82ZM135 128V127H134ZM189 128V127H188ZM192 128V127H191ZM220 128V127H219ZM190 129V128H189ZM74 130V129H73ZM76 130H78V129H76ZM48 131V130H47ZM86 131V132H87ZM102 131V130H101ZM100 131V132H101ZM219 131H220V133H223L222 132V130H220L219 129ZM218 131V132H219ZM48 132H50L51 133V131H48ZM52 132V133H53ZM74 132V131H73ZM72 132V133H73ZM82 132V131H81ZM218 132L215 134V136H217V134H218ZM82 133H84V132H82ZM219 133V134H220ZM48 135V137H47V135ZM77 134V133H76ZM85 134V133H84ZM87 134V133H86ZM98 134V133H97ZM223 135V134H222ZM72 136V135H71ZM73 137V136H72ZM71 137V138H72ZM76 137V136H75ZM62 138V139H61ZM189 138V137H188ZM191 138V137H190ZM189 138V139H190ZM14 139V141H12ZM85 139V138H84ZM103 139V138H102ZM51 140V142H54L55 143V145L56 146H54V148L53 149H51V150H53L52 151V153H53V156H52V158H51V156H50V158L48 157V159L46 158V154H47V151L45 152L43 149V147H44V145L45 146H47V144H48V142ZM73 141V140H72ZM96 141V140H95ZM60 142V143H59ZM92 143V142H91ZM73 144V145H72ZM28 145H30L29 146V148H28ZM77 145H79L78 143H77ZM76 145V146H77ZM124 145V144H123ZM186 145V144H185ZM79 147V146H78ZM44 152H45V154H44ZM51 152V151H50ZM82 152V151H81ZM88 152V151H87ZM89 153V152H88ZM97 153H99V152H97ZM96 153V154H97ZM55 154V155H54ZM86 152H85V156H86ZM93 154V153H92ZM204 154V153H203ZM95 155V154H94ZM176 155V154H175ZM211 155V154H210ZM83 156V155H82ZM194 156V155H193ZM78 158V160H77V158ZM90 157V156H89ZM76 158V159H75ZM88 158V157H87ZM174 158V157H173ZM176 158V157H175ZM178 158H181L180 156L178 157ZM206 158V157H205ZM46 159V160H45ZM46 162H45V161ZM47 160H50V162L52 163L53 162V167L55 166V168H53V169H56V171L55 170H53L52 169V173L54 174V175H51V173L49 174L47 171H46V174H45V172L44 173H42V174H45L44 175V177H43V175L40 173V172H42V170L45 168V166H47L48 165V161ZM52 160V161H51ZM191 160V159H190ZM203 162L205 161V160H203V159H201ZM201 160H200V162L199 163H202L201 162ZM97 161V160H96ZM98 161H101V160H98ZM169 161H171V163H172V160H169ZM181 161V160H180ZM185 161V160H184ZM191 161H193V160H191ZM45 162V163H44ZM49 162V163H50ZM107 162V161H106ZM135 162V161H134ZM166 162H168L167 160H166ZM45 165H44V164ZM50 163V164H51ZM194 163V162H193ZM47 164V165H46ZM197 164V163H196ZM206 164V163H205ZM205 164H200V168L202 169H206V168H204L203 166L205 165ZM231 165H232V163H230ZM44 165V166H43ZM129 165V164H128ZM170 165V164H169ZM202 165V166H201ZM207 165V164H206ZM229 165V164H228ZM230 165V166H231ZM106 166V165H105ZM199 166V165H198ZM44 167V168H43ZM119 167H120V165H119ZM207 167V166H206ZM46 169V168H45ZM98 169V168H97ZM129 169V168H128ZM169 170H170V168H168ZM168 170V171H169ZM176 170V169H175ZM200 170V169H199ZM228 170V169H227ZM44 171V170H43ZM53 171H55V172H53ZM96 171H98V170H96ZM204 171V170H203ZM48 173V174H47ZM97 174V173H96ZM100 174V175H101ZM108 174V173H107ZM126 174V173H125ZM136 174V173H135ZM134 174V175H135ZM204 174H206L205 173V171H204ZM77 175H79L78 176V178L76 177L75 178V176H77ZM128 175V174H127ZM130 176H132L133 174H129ZM145 175V174H144ZM105 176H106V174H105ZM104 176V177H105ZM130 176H128V177H130ZM151 176V175H150ZM43 177V178H42ZM52 177H55L54 179L52 178ZM127 177V178H128ZM134 177V176H133ZM145 177V176H144ZM82 178H84V181H85V183H82L81 182V179ZM127 178H124L122 175L121 176H117V179H115L116 181H117V183L116 184H119V183H122V187L120 188L118 185V187L117 188H119V193H118V195L122 198V196L123 195H125V196H127V195H130V197L132 196L133 197V199L132 200H137L138 198V200H140L139 201V203H144V202H148V203H150L151 202V199H149L148 197L149 196H147V194H149V193H147L146 194V190H147V188H148V184H147V182H146V184L144 183V184H138L136 181H134L135 180V178L133 179V178H129V179H127ZM198 177H196V179H194V180H192V182L190 183V185H188V192L185 194L186 195V201H189V203L191 204V205H193V204H198V205H201V208H203L204 207V205H206V203H209L210 201V199L212 200V198H213V195H212V188L215 186L216 187V184H214V183H212L211 185H207L206 183L208 182V181H213V179L211 178V177H206V179L204 180V182L202 181V183H204V185H202V188L201 189H199L198 187H196L200 182H199V179H201V178H199V179H197ZM233 178V177H232ZM231 178V179H232ZM76 179L78 180V182H79V185H78V182L76 181ZM80 179V180H79ZM124 179H127V180H125V181H123ZM174 179V178H173ZM203 179V178H202ZM201 179V180H202ZM52 180L54 181V180H56L55 182L58 184L55 188H53V190H51L52 188H50L49 186H51L52 185ZM114 180V181H115ZM83 181V180H82ZM83 181V182H84ZM100 181V180H99ZM123 181V182H122ZM169 181V180H168ZM174 181H176V180H174ZM52 182V183H51ZM101 182V181H100ZM182 182V181H181ZM239 182V181H238ZM80 183H82V184H80ZM99 182H97V184H98ZM104 184H103V186L104 185H106L105 183L106 182H103ZM172 183V182H171ZM54 184V183H53ZM95 184V183H94ZM97 184H95V185H97ZM240 184V183H239ZM48 185V189H50L49 191L50 192H48L47 193V191H46V195H45V193L43 194V192H44V188H46L45 186H47ZM171 185V184H170ZM183 185V184H182ZM233 186H234V184H232ZM230 186L229 188H231L232 189V187L233 186ZM239 186L238 185V183L237 182H235V187L237 188V186ZM103 186H101V187H103ZM172 186V185H171ZM179 186V185H178ZM52 187V186H51ZM77 187V188H76ZM82 187V188H83ZM93 187H94V189H93ZM154 187V186H153ZM169 187V186H168ZM83 188V189H84ZM171 188H173V186L171 187ZM179 188H181V187H179ZM179 188H178V190H179ZM228 188V189H229ZM236 188H234L233 187V189L232 190H234V191H236ZM82 189V190H83ZM175 189V188H174ZM183 190H184V188H182ZM47 190V189H46ZM75 190H77V191H75ZM105 190H106V187H105ZM231 190V191H232ZM103 191V190H102ZM145 191V193H143ZM228 191V190H227ZM237 191H238V189H237ZM75 192L77 193V194H79V195H77V194H75ZM137 193V194H136ZM176 193V192H175ZM56 194V197L57 196H59V195H61L60 197H61V199L60 198H58V203H56V207H54V210H50V211H48V212H50L51 213V211H52V213H53V215H51V216H54V217H58V218H55L56 219V221L55 222H53V223H55V224H53L52 226L54 227L55 226V228L56 229H54L52 226L50 227L49 225H43L41 228L38 226H36L35 228H32V230L30 231V233H25L26 231V228H24V229H22L23 227L21 226V224H23L22 222H21V224L19 223H17L18 224V226H17V224H13V222H12V224H13V227L14 226H17V227H15V230H13V227L11 228V224H9V222H8V219L10 218L9 216H11L12 214L10 213V215H8V213L10 212V209H12V208H10L9 209V207L11 206V204H12V206L15 204V205H17V207L18 208H15L16 210H18V211H20V210H22V212H20L19 214L21 215V213H25V217H26V219H28V217H32L33 216V218L34 217H37L36 219H38L39 217L38 216H34V215H41L42 216V213H44L43 211L42 212H40V211H38V210H41L39 207V205L38 204H40L39 203V199H41L42 198V196L44 197L45 196V200H47V196H50V197H52L53 195H55ZM132 194V195H131ZM135 194V195H134ZM145 194H146V196H145ZM178 194V193H177ZM179 194H181V192L179 193ZM40 195H41V198H39L40 197ZM75 195H77L75 198H77L78 197V201H81V202H78L76 199H74V196ZM116 195V194H115ZM118 195H116L117 197H118ZM134 195V196H133ZM97 196V197H96ZM172 196V195H171ZM36 197H37V200H36ZM50 197H48V198H50ZM96 197V198H95ZM145 197V198H144ZM175 197V196H174ZM99 198H101V197H99ZM110 198V197H109ZM44 198H42V200H43ZM60 199V200H59ZM96 199V200H97ZM45 200H43V201H45ZM89 200V201H88ZM95 200V201H96ZM100 200V199H99ZM101 200H103V199H101ZM123 200V199H122ZM122 200L120 201V202H122ZM92 201V202H91ZM112 201V200H111ZM130 201V200H129ZM40 202H41V200H40ZM105 202V201H104ZM132 201H130V203H131ZM136 202V201H135ZM135 202H134V204H135ZM5 203H7V205L9 206H7L6 208L5 207H3V206H5ZM76 203H79V204H82L81 206H75V207H73L74 205H76ZM122 203H124V202H122ZM137 203V202H136ZM4 204V205H3ZM42 204V203H41ZM79 204H77V205H79ZM87 204V203H86ZM111 204H113V203H111L110 202V205L109 206H111ZM134 204H133V206H134ZM89 204H87V205H85L86 207L88 206ZM96 205V204H95ZM101 205V204H100ZM121 205V204H120ZM175 205V204H174ZM217 205H218V203H217ZM92 206H94V205H92ZM125 206V204H123V208H125V210H126V207H124ZM141 206V205H140ZM214 206H216V202L215 201H213V202H211L207 207H206V210H204V213H206V214H208L209 213V211L211 210V211H213V210H215V209H213V207ZM15 207V206H14ZM28 207H30L31 209V211L30 210H28ZM89 207V206H88ZM91 207V206H90ZM95 207V206H94ZM122 207V206H121ZM122 208V209H123ZM25 209H27V210H25ZM43 209V208H42ZM53 209V208H52ZM96 209V208H95ZM106 209V208H105ZM108 209V208H107ZM106 209V210H107ZM25 210V211H24ZM102 210H104V209H102ZM125 210H123V211H125ZM133 210V209H132ZM185 210V209H184ZM217 210V209H216ZM30 211V212H29ZM69 211V212H68ZM105 211V210H104ZM104 211H102V212H104ZM180 213V211H178L177 210V212L176 213H174V215H176L175 217H177L178 215H179V217H181L182 215H180V214H182V213ZM190 212V211H189ZM192 212V211H191ZM215 212V211H214ZM66 213H68V214H66ZM45 214H47V213H45ZM45 214H43V216L45 215ZM65 214V215H64ZM88 214V215H89ZM102 214V213H101ZM23 216H24V214H22ZM27 215H29V216H27ZM97 215V214H96ZM95 215V217H97ZM116 215V214H115ZM17 216H19V215H17ZM22 216V217H23ZM90 217H92L91 215H89ZM89 216H86V217H89ZM94 216V215H93ZM101 216V215H100ZM130 216V215H129ZM130 216V217H131ZM139 216V215H138ZM189 216H191V214L189 215ZM12 217V216H11ZM79 217H82V218H79ZM111 217H114V216H111ZM116 217V216H115ZM131 217V218H132ZM186 217H188V216H186ZM185 217V219H187ZM44 218V217H43ZM45 218H48V217H45ZM44 218V219H45ZM52 218V217H51ZM139 218V217H138ZM184 218V217H183ZM183 218H181V220H182V222L183 223H180L179 224V220H180V218L179 219H177V221H176V223H177V226L174 228H172V229H168V234L169 235H174L176 238H178V237H185V235H187V233H186V231L188 230V226H189V224H188V221L189 220H192V221H194L193 219H191V218H193V216L190 218L189 217V219H187V221H185L184 222V220H183ZM195 218V217H194ZM13 219V218H12ZM12 219H11V221H12ZM41 219H42V217H41ZM49 219V218H48ZM93 219V218H92ZM18 220V219H17ZM38 220H40V219H38ZM93 220H95V219H93ZM139 219H137V221H138ZM157 220V219H156ZM20 221V220H19ZM18 221V222H19ZM90 221H91V219H90ZM109 220H107V222H108ZM47 222V221H46ZM45 222V223H46ZM88 222H89V220H88ZM92 222V221H91ZM93 222H95V221H93ZM104 222V220H102V223ZM181 222V221H180ZM194 222H197V225L198 224H201V223H203L204 222V225H202V226H205V230H206V225H205V221L204 220H202V218L201 217H199V218H196L195 219V221ZM220 222V221H219ZM15 223H16V221H15ZM81 223V224H80ZM90 223V222H89ZM100 223V222H99ZM124 223H126V224H123ZM176 223H172L171 222V224H173V225H176ZM43 224V223H42ZM84 224V223H83ZM82 224V225H83ZM92 224H94V223H92ZM97 224V223H96ZM108 224H110V222L108 223ZM138 224V223H137ZM160 224H161V221H156V228H158L159 226H160ZM184 226H183V225ZM206 224H209V223H207L206 222ZM121 225H123L124 226V229H121ZM182 225L183 227H181L180 228V226ZM194 225H196V223H194ZM24 226V225H23ZM30 226V225H29ZM90 226H91V224H90ZM89 226V227H90ZM93 226V225H92ZM96 226V225H95ZM122 226V227H123ZM169 226H172V225H169ZM94 227V226H93ZM92 227V228H93ZM119 227V228H118ZM85 228H86V226H85ZM108 228V227H107ZM241 228V227H240ZM54 229V230H53ZM89 229V228H88ZM218 229V228H217ZM13 230V231H12ZM25 232H24V231ZM56 230V231H55ZM170 230V231H169ZM181 230H183L184 231V233L183 234H181ZM58 231V232H57ZM90 231V230H89ZM139 231V232H138ZM203 231V230H202ZM107 232H110V234L112 233V234H115L116 236H117V238L118 237H120V239L118 240L117 238H115L116 236H112V234H111V236L112 237H114V239L116 240V242H117V240H118V243H117V245L119 246V253L120 254H118V255H115L116 254V249L114 250V248L112 247V245L111 244H108L107 243V238L106 239H104L105 238V234H106V236H107V234H109V233H107ZM140 232H141V234H140ZM200 232V231H199ZM199 232L195 235L196 236V238H197V236L198 235H200L199 234ZM90 233H91V231H90ZM147 233V232H146ZM203 233H205V231L203 232ZM193 234L194 233H192V236H193ZM89 235V237H87ZM120 235H122L123 237H124V239H122L123 237H121ZM57 236H58V234H57ZM56 236V237H57ZM103 236H104V238H103ZM192 236H190L191 238H192ZM194 236V237H195ZM49 237V238H50ZM55 237V236H54ZM108 237V236H107ZM201 237V236H200ZM48 238V239H49ZM53 238V237H52ZM111 238V237H110ZM176 238H175V240H176ZM189 238V237H188ZM54 239V238H53ZM172 239V238H171ZM183 239V238H182ZM193 239V238H192ZM25 240V239H24ZM106 241V244L104 243L105 241ZM170 240V239H169ZM28 241V240H27ZM51 241V240H50ZM171 241V240H170ZM174 241V240H173ZM178 241H180V239L178 238ZM177 242V241H176ZM33 243V242H32ZM39 243V244H40ZM136 243V244H137ZM171 243V242H170ZM192 243V242H191ZM264 243V242H263ZM22 244V245H21ZM108 244V245H107ZM121 244H122V247H121ZM33 245V244H32ZM115 245H116V243H115ZM138 246H139V244H137ZM178 245V244H177ZM49 246V247H48ZM90 246H92V248H90ZM138 246H136V247H134V248H131L132 249V251H130L131 252V256H130V254H128V253H130L129 252V250H128V253H127V251H126V253L129 255V257H131V258H128L129 259V262H127L128 264H134L136 261H135V257H137L136 255H138ZM171 246H173V244L171 245ZM117 247V246H116ZM250 248V247H249ZM262 248V247H261ZM264 248V247H263ZM37 249V248H36ZM39 249V248H38ZM58 249V250H57ZM106 249V250H105ZM257 249V248H256ZM57 250V251H56ZM141 250V249H140ZM144 250V249H143ZM177 250V249H176ZM183 250V249H182ZM261 249H259L258 248V251H260ZM103 251V252H104ZM146 251V250H145ZM148 251V250H147ZM142 252V251H141ZM25 253V254H24ZM125 253V254H126ZM144 253V252H143ZM148 253V252H147ZM146 253V254H147ZM150 253V252H149ZM148 253V254H149ZM174 253H175V251H174ZM177 253V252H176ZM256 253H258L259 254V252H256ZM34 254V253H33ZM51 254V253H50ZM54 254V253H53ZM103 254V253H102ZM105 254V253H104ZM104 254H103V256H104ZM146 254H144V256L146 257ZM147 254V257L149 256L150 257V255H148ZM171 254V253H170ZM189 254H191V253H189V252H187V253H185V256H187V255H189ZM24 255V256H23ZM27 255H26V258H27ZM35 255V254H34ZM37 255V254H36ZM93 255V254H92ZM100 255H101V253H100ZM140 256H142L141 255V253L139 254ZM139 255H138V257H139ZM152 255V254H151ZM253 255V254H252ZM256 255V254H255ZM261 255L263 256L264 255V249H263V252L261 253ZM53 256V255H52ZM99 256V255H98ZM97 256V257H98ZM102 257V256H101ZM112 257V258H111ZM125 257V256H124ZM124 257H123V259H124ZM138 257H137V259L136 260H138ZM143 257V256H142ZM140 258L141 260L143 259V258ZM144 257V258H145ZM147 257H146V259H147ZM152 257V256H151ZM21 258V259H20ZM35 258V257H34ZM47 257L45 256V258H44V260L46 259ZM50 258V257H49ZM75 258V259H74ZM80 258V259H79ZM104 258H106V257H104ZM114 258V259H113ZM126 258V257H125ZM185 258V257H184ZM254 258V257H253ZM260 258V257H259ZM263 258H264V256H263ZM262 258V259H263ZM25 259V258H24ZM36 259H38L37 257L35 258V260L34 261H36L37 262V260ZM39 259V260H40ZM251 259V258H250ZM39 260H38V262H39ZM41 260H40V262H41ZM44 260H42L43 262H41V263H43L44 264ZM47 260V259H46ZM52 260V259H51ZM64 260V261H63ZM105 260H107V259H105ZM140 260V261H141ZM30 261L31 260H29L28 261V264L30 263ZM56 261V262H55ZM114 261V262H113ZM139 261V260H138ZM262 261V260H261ZM32 262V261H31ZM39 262V263H40ZM82 262V261H81ZM106 262V261H105ZM107 262H106V264H107ZM143 262V264H145V259H144V261L142 260L141 261V263ZM157 262V261H156ZM209 262V261H208ZM27 263V262H26ZM38 263V264H39ZM47 263V262H46ZM138 264H140L139 262H137ZM149 263V262H148ZM218 263V262H217ZM33 264H35V263H33ZM48 264V263H47ZM51 264H52V261H51ZM76 264V263H75ZM102 264V263H101ZM155 264V263H154Z\"/></svg>",
    "mask_w": 264,
    "mask_h": 264
}]
</instances>
